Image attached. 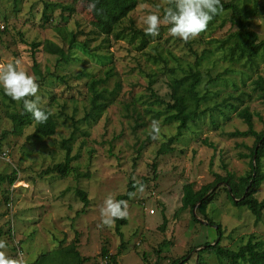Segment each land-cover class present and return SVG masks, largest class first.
I'll return each instance as SVG.
<instances>
[{
	"label": "rangeland",
	"instance_id": "rangeland-1",
	"mask_svg": "<svg viewBox=\"0 0 264 264\" xmlns=\"http://www.w3.org/2000/svg\"><path fill=\"white\" fill-rule=\"evenodd\" d=\"M44 1L0 0L4 26L0 65L18 61L19 70L35 78L38 106L49 109L56 120L53 135L35 137L34 121L14 127L9 117L21 111L22 100L0 101V173H16L12 184L0 183L4 253L9 257L14 253L24 264L48 252L44 260L58 256L53 264H64L59 248L76 240L77 250L87 258L83 264H99L102 247L110 254L120 252L117 264H170L186 254L188 259L182 264H197L196 251L206 241L213 244L216 231L195 208L181 209L183 186L190 183L199 189L216 174L238 177L250 169L254 137L230 136L229 132L247 129L237 113L245 106L252 114L253 128L264 127V97L253 89L254 79L264 77V60L256 65L230 60L223 41L236 28L227 16L224 22L222 16L212 18L187 41L171 36L170 25L161 18L158 35L138 48L140 38H131L122 27L131 24L143 31L149 12L162 17L175 0H138L119 28L122 37L107 39L96 32L84 0H46L61 5L47 10L48 19L43 17ZM245 1L256 6L250 29L258 40L263 39L264 0ZM70 32L76 43L86 44L90 55L75 46L64 61L44 49L45 40H50L66 50ZM35 42L40 45L34 48ZM190 69L198 70L202 78L198 91L206 96L200 106L204 115L182 129L171 151L158 154L160 145L176 134L177 122L157 112L170 99L171 78ZM92 78L104 80L99 91L106 107L96 119L84 120L90 106L86 83ZM224 99L237 108L225 109L222 115L214 107ZM153 120L160 127L155 137L151 135ZM74 124L77 129L69 144L75 158L69 173L45 172L63 161L61 141L71 136ZM261 167L264 170V157ZM130 181L138 186L125 201L124 223L118 229L117 219L111 225L102 224L100 209L105 198L124 194ZM224 187L221 181L211 189L208 195L213 191V197L205 207L206 216L221 225L220 244L237 248L252 236L264 243V213L256 221L244 206L231 203ZM78 189L86 193V206L76 194ZM255 196L264 197V180ZM193 210L204 222L192 220ZM203 257L208 264H219L208 253Z\"/></svg>",
	"mask_w": 264,
	"mask_h": 264
},
{
	"label": "trees",
	"instance_id": "trees-1",
	"mask_svg": "<svg viewBox=\"0 0 264 264\" xmlns=\"http://www.w3.org/2000/svg\"><path fill=\"white\" fill-rule=\"evenodd\" d=\"M88 3L91 16L92 24L98 34H104L107 39L109 36L122 37L121 35V25L124 24L129 14L135 9L138 4V0H84ZM61 7L59 3L56 2H47L44 1V10L43 17L48 19L47 10L50 8ZM69 9V8H67ZM256 13V6H248L245 0H234L226 1L220 0V9L213 16L221 17V22L225 21V16L228 17V20L235 30L232 31L227 40L223 41V44L226 45V55L230 60L243 61L246 64L256 65L259 60H264V38L258 40L257 34L250 29V18ZM212 24V23H211ZM123 30L126 29L129 32L131 38H140L138 43V48H142L149 41L151 35L145 34L141 29L134 28L131 24L122 27ZM4 31V28L0 32ZM70 38L68 47L64 50L61 46L55 44L50 40H45L43 46L44 49L51 53L58 55L59 60H67L72 54V49L75 46L80 47L86 54L90 55L89 49L86 47L85 43H76V36L74 33L70 32ZM121 35V36H120ZM231 39V40H230ZM40 42L32 43V46L38 47ZM204 57V56H203ZM35 63V62H34ZM197 63V62H196ZM35 69H37L36 63L34 64ZM36 71V70H35ZM38 72V71H36ZM110 72H107V77L110 76ZM218 75L216 76V78ZM103 79L92 78L87 82L88 91L90 92L89 97V109L86 111L84 120L87 119H96L106 107V103L102 102L101 99L104 97V94L99 91V85H101ZM211 81V80H209ZM208 81V83H209ZM202 83V78L198 70L190 69L188 73L181 76H173L170 80V93L169 100L165 103L163 110L158 111V114L164 113L165 119L173 122H177V132L175 135L170 136L166 142H163L159 149L157 150L158 154L166 153L172 150V143L181 135L182 129L187 128L189 122L194 121L195 119L200 118L204 115V109H201L200 106L205 102L206 96L200 95L198 88ZM254 90L258 92L261 97H264V77L257 76L253 81ZM0 101L4 103L7 96L3 89H0ZM12 101V99L10 98ZM215 109L218 108L219 113L225 115V109L228 108L235 110L237 108L234 102H229L224 99L222 103H216ZM46 112L51 113L48 116V119L44 122H37L31 117L30 113H27L21 101V111L11 112L9 117L13 121L14 127H21L24 124H31L35 122L34 130L32 135L35 137H49L54 134L56 128V120L53 113L47 109L41 107ZM238 116L245 122L247 129L243 131H232L229 132L230 136L236 135H251L254 137V142L250 148V169L247 173L234 177L230 173H226L224 176L215 175L214 180L206 185L201 186L199 189H194L192 184L187 183L183 186V195L181 197V209H192L195 208L196 212L204 216V219L207 220V225L209 227H214L216 231V238L214 243L210 242L203 243L202 248H199L196 251L197 264H208V262L203 257L204 253L213 256L219 264H264V243L261 241L253 240V236L249 238L245 243L239 245L237 248H232L228 246H223L220 244L222 237V228L219 223L211 220L206 216L205 207L213 197V191L208 195V193L215 187L218 182L224 183L226 187L227 197L231 203L235 206H244L250 213L254 216L255 220L258 221L262 218L264 213V197L258 199L255 196L259 186L264 180V170L261 167V159L264 157V127L260 131H256L253 128L252 114L249 111L248 107L245 106L241 108L238 112ZM212 122H215L212 120ZM77 127L73 126V132L71 136L65 138L61 141L63 148L65 149V154L62 162H58L51 167L44 170L45 172H57L61 175H67L71 168V162L75 158L71 155V145L69 141L74 133V130ZM206 140L204 143L206 144ZM210 147H213V144L207 143ZM8 181V184H12L16 180L15 171L12 174H1L0 173V183ZM138 183L130 181L128 183L127 190L124 194L118 195L117 200H123L124 202L129 200L133 195L135 189L137 188ZM231 194L237 200L232 199ZM76 194L83 201L84 205H87L86 193L82 190H76ZM192 220L199 222V220L192 213ZM124 223L123 219H117L116 227ZM121 235V232L119 231ZM76 240L70 242L66 246L59 248L60 253L63 256L62 259L65 261L64 264H83L87 261V258L81 256L79 251L76 248ZM199 246V247H200ZM14 248V247H13ZM100 256H107L108 261L106 264H117V255L120 252L115 254H110L108 249L105 247L101 248ZM48 256V252L46 254ZM46 255H41L37 257L33 262H28L24 264H53V261L57 259L58 256H53L48 260H44ZM188 254L173 259L170 264H182L188 259ZM11 258L16 259L15 254L13 253ZM18 261V260H17ZM19 262V261H18Z\"/></svg>",
	"mask_w": 264,
	"mask_h": 264
},
{
	"label": "clouds",
	"instance_id": "clouds-1",
	"mask_svg": "<svg viewBox=\"0 0 264 264\" xmlns=\"http://www.w3.org/2000/svg\"><path fill=\"white\" fill-rule=\"evenodd\" d=\"M220 9V0H175L174 7L164 10L163 16L155 12H149L143 19V31L153 37L159 33L161 18L170 26L168 32L173 37L187 41L205 29L207 23ZM18 61L7 62L0 65V88L15 101H21L23 108L37 122H44L51 114L41 109L40 97L37 95L38 85L35 78L25 71L19 70ZM31 97V99H29ZM160 131L159 122L151 123V135L155 137ZM142 190L143 185H139ZM101 222L111 225L115 219L126 217V205L123 200H116L111 195L107 196L100 209ZM6 242L0 240V264H19V262L7 256L3 249Z\"/></svg>",
	"mask_w": 264,
	"mask_h": 264
},
{
	"label": "built area",
	"instance_id": "built-area-1",
	"mask_svg": "<svg viewBox=\"0 0 264 264\" xmlns=\"http://www.w3.org/2000/svg\"><path fill=\"white\" fill-rule=\"evenodd\" d=\"M3 28H4V26L0 24V30H2ZM152 212H153V211H151V213H152ZM16 250H17V254H20V253H19L20 251H19V247H18V246H16ZM107 261H108V257H107V256H101V257H100L99 264H106ZM19 264H22V262L19 261Z\"/></svg>",
	"mask_w": 264,
	"mask_h": 264
},
{
	"label": "water",
	"instance_id": "water-1",
	"mask_svg": "<svg viewBox=\"0 0 264 264\" xmlns=\"http://www.w3.org/2000/svg\"><path fill=\"white\" fill-rule=\"evenodd\" d=\"M229 193H230V195H231V197H232V199H234V201H236L237 199L236 198H234V196L231 194V192H230V189H229ZM193 213H194V215H195V211L193 210ZM197 218V217H196ZM199 221H202V222H204L203 220H201V219H199V218H197Z\"/></svg>",
	"mask_w": 264,
	"mask_h": 264
}]
</instances>
